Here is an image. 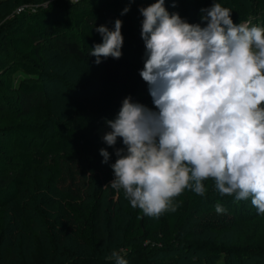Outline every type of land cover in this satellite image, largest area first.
<instances>
[{
	"label": "clouds",
	"instance_id": "clouds-1",
	"mask_svg": "<svg viewBox=\"0 0 264 264\" xmlns=\"http://www.w3.org/2000/svg\"><path fill=\"white\" fill-rule=\"evenodd\" d=\"M200 11L201 23L192 24L170 13L165 0L139 8L145 46L139 75L154 109L128 96L105 121L109 131L102 140L116 156L106 186L159 218L177 210L185 190L204 196L211 179L220 196L250 199L264 216V27L234 23L231 10L216 0ZM122 23L95 28L102 42L89 55L97 65L102 57H122ZM100 155L108 163L106 148ZM215 211L227 210L217 203ZM106 259L128 264L117 250Z\"/></svg>",
	"mask_w": 264,
	"mask_h": 264
},
{
	"label": "rangeland",
	"instance_id": "rangeland-1",
	"mask_svg": "<svg viewBox=\"0 0 264 264\" xmlns=\"http://www.w3.org/2000/svg\"><path fill=\"white\" fill-rule=\"evenodd\" d=\"M77 1L35 0L17 5L15 0H0V93L6 97L10 108L0 112V176L12 172L18 161L7 127L15 122L14 107L18 100L15 85L19 76H14L11 89L5 88L4 72L11 59V51L4 43V31L13 17L22 12L47 5L69 7ZM122 1L132 9L141 29L143 17L139 8L146 7L154 0H135L131 4L128 0ZM240 2L244 11L250 13L244 17L231 13L233 22L250 21L254 24L257 16L253 14L256 0ZM210 6L207 0H175V6L173 0H165V7L170 13H178L192 24L201 23L200 10ZM142 47L140 54L131 58V73L125 86L108 85L95 68L81 64L55 48L43 49L39 59L33 61L41 70L62 77L66 83L42 78L46 96L53 105V118L61 121L80 106L91 108L107 102L121 105L128 96L154 109L148 85L139 75L144 66L143 40ZM107 131L109 129L105 123L99 133L103 136ZM109 153L108 163H102L104 158L100 155V149L91 152L78 149L48 157L46 164L58 165L61 175L54 185L44 188L37 189L32 182L28 183L19 198V205L7 206L5 230L0 235V257L7 254L10 258L8 264H115L106 257L117 250L128 264H138L140 256L149 249L159 256L170 257L177 264H264V250L255 257H249L246 252L247 248L264 247L263 217L250 222H238L226 213H200L184 223L177 243L170 246L153 247L148 242H125L121 230L131 205L123 190L118 193L106 186L114 178L110 165L116 159L114 150ZM95 189L102 191L104 201L105 242L102 247L89 245L77 238L70 217L61 203L64 192L89 197ZM187 235L190 236L186 238Z\"/></svg>",
	"mask_w": 264,
	"mask_h": 264
},
{
	"label": "trees",
	"instance_id": "trees-1",
	"mask_svg": "<svg viewBox=\"0 0 264 264\" xmlns=\"http://www.w3.org/2000/svg\"><path fill=\"white\" fill-rule=\"evenodd\" d=\"M35 0H15L17 5ZM210 5L213 0H207ZM241 17L250 12L244 11L240 0H216ZM59 6V5H58ZM47 5L36 10H28L13 17L3 34L4 43L10 48V61L4 72V85L11 89L14 76L18 94L14 107L15 122L7 127L11 144L17 151L18 161L9 174L0 176V235L5 230L6 208L10 204L19 205V198L30 182L38 188L54 185L61 172L58 165L46 164L48 157L64 155L74 150L94 151L108 147L102 140L99 129L106 120L114 119L121 107L120 103H103L91 108L77 107L65 119L53 118V105L46 96L45 82L62 77L41 70L33 59H39L43 49L55 48L73 60L95 68L102 80L111 86H125L131 73L130 61L142 50L140 23L122 0H78L69 7ZM129 8V7H128ZM258 12V14H257ZM252 13V11H251ZM254 24L264 27V0H256ZM116 19L122 20L124 38L122 57L101 58L89 55L95 43L102 42L96 27L106 25L114 29ZM134 102L135 99H133ZM6 97L0 93V112L9 108ZM11 106V105H10ZM118 140L116 147H122ZM50 171V172H48ZM207 189L204 196L190 190L176 198L179 207L175 212H167L159 218L144 215L139 208L130 206L124 221L121 235L125 242H148L151 246L177 243L184 223L200 213L215 211L219 203L238 222H250L258 217L250 199L235 201L231 196H220L211 179L204 182ZM62 207L69 215L77 238L89 245H104V201L100 189H95L89 197L71 192L61 196ZM25 211V210H24ZM190 235H187L189 237ZM264 242V241H263ZM264 247L247 248L249 257L260 256ZM9 257H0V264H8ZM76 264V263H69ZM138 264H177L170 257L159 256L149 249L140 256Z\"/></svg>",
	"mask_w": 264,
	"mask_h": 264
}]
</instances>
